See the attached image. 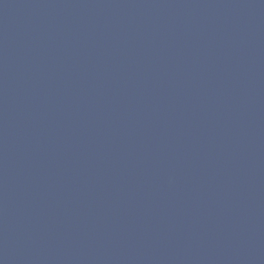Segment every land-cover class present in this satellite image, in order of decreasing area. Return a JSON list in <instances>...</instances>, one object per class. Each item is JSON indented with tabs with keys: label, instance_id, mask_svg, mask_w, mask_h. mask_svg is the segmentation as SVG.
Listing matches in <instances>:
<instances>
[{
	"label": "water",
	"instance_id": "water-1",
	"mask_svg": "<svg viewBox=\"0 0 264 264\" xmlns=\"http://www.w3.org/2000/svg\"><path fill=\"white\" fill-rule=\"evenodd\" d=\"M0 264H264V0H0Z\"/></svg>",
	"mask_w": 264,
	"mask_h": 264
}]
</instances>
